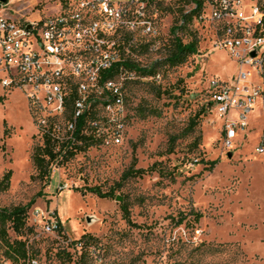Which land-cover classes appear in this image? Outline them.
Here are the masks:
<instances>
[{
    "label": "rangeland",
    "instance_id": "rangeland-1",
    "mask_svg": "<svg viewBox=\"0 0 264 264\" xmlns=\"http://www.w3.org/2000/svg\"><path fill=\"white\" fill-rule=\"evenodd\" d=\"M80 3L6 0L0 2V16L34 21L77 12ZM190 9L183 3H158L154 51L144 47L135 59L140 68H153L154 76L129 72L114 79L123 91L124 112L111 116L113 124L104 126V133L122 122L121 145L109 138L93 143L68 162L54 163L48 180L38 176L34 163L43 140L32 110L24 94L0 84V139L10 130L5 152L0 149V182L12 172L8 190L0 193V209L32 205L28 243L39 264H77L81 248L75 254L71 243L86 233L95 238L98 252L83 264H264V154L255 152L263 104L256 101L248 126L231 148L225 147L226 120L217 115L207 87L216 80L233 89L239 65L216 47L214 27L194 18L189 30L176 36L188 43L194 33L198 55L175 68L164 63L174 23ZM5 75L0 71V82ZM72 81L82 84L83 77ZM210 162L216 163L213 169ZM131 168L145 174L121 182ZM96 187L113 190L115 199L99 200L88 192ZM39 210L51 214L61 230L45 233V220L35 222ZM194 212L203 216L199 223L176 226L180 214ZM0 264L12 263L0 254Z\"/></svg>",
    "mask_w": 264,
    "mask_h": 264
},
{
    "label": "built area",
    "instance_id": "built-area-1",
    "mask_svg": "<svg viewBox=\"0 0 264 264\" xmlns=\"http://www.w3.org/2000/svg\"><path fill=\"white\" fill-rule=\"evenodd\" d=\"M179 2L81 0L75 19H67L61 13L34 21L0 16V71L6 73L1 88L24 94L36 132L44 133V140H50L56 151L62 149V154L77 153L84 146L81 138H94L95 143L117 139V145H121L122 122H117L111 133H104V126L113 124L111 116L121 117L124 112L123 91L114 79L129 73L123 66L136 63L137 50L146 47L149 52L154 51L159 37L154 27L159 14L156 5ZM200 2L202 10L195 19L214 27L216 47L227 50L239 65L233 89L216 80L209 81L207 87L217 115L226 120L224 146L231 148L239 131L248 126V116L258 99L263 104L264 134V0ZM117 66H121L119 75L106 79L105 75ZM71 71H79L82 84L72 81ZM54 75H61L62 85L71 86L73 99L82 108V116L75 122V138L66 139L61 85H55ZM86 88L100 89L103 98L87 97ZM37 99H44L45 107H38ZM231 115L235 118L231 119ZM255 152L264 154V141ZM64 159L60 155L54 163ZM34 218L37 224L39 219L45 220V233L54 234L60 229L51 214L39 210L34 212ZM26 264L36 263L28 259Z\"/></svg>",
    "mask_w": 264,
    "mask_h": 264
},
{
    "label": "trees",
    "instance_id": "trees-1",
    "mask_svg": "<svg viewBox=\"0 0 264 264\" xmlns=\"http://www.w3.org/2000/svg\"><path fill=\"white\" fill-rule=\"evenodd\" d=\"M185 4L186 6L194 5L195 8L189 11V14H184L181 12L179 19H176L172 33L174 39L171 42V46L167 49L165 53L164 63L169 68H175L186 64L191 56L198 55L199 43L197 36L193 33L190 34V41L188 43H183L182 39L179 36H176L178 32H186L189 30L187 27L193 22L194 18L199 16L202 10V3L200 0H181V2L176 4ZM120 67H114L109 73H107L106 79H113L117 77L120 73ZM123 70L126 72H135L138 75L144 76H154L153 68H140L139 66L128 63L123 66ZM0 102L2 99L0 98ZM68 116L67 121L71 120L74 114V108H72V103L68 104ZM205 113V107L200 111L197 118L201 117ZM80 119V118H79ZM10 130L6 129L0 139V149L5 152L4 140L9 136ZM76 137V130L73 135ZM43 140V145L38 147L34 153V163L36 170L38 171V176L41 179L48 180L50 177V167L53 165L55 160L63 155L65 157L63 162H68L70 157L74 156V151H66L65 154L63 150L56 151L54 144L50 140H44V136L41 138ZM79 139V136H78ZM84 141V146L78 148V152L84 151V149L90 147L95 143L93 138H81ZM209 168H214L216 165L215 162H210L207 164ZM145 174L142 170H135L131 168L128 172L124 173L121 182L131 180V178H140ZM12 172H8L5 177L0 182V193L6 192L9 188L10 179ZM88 192L99 200H114L115 196L113 190L110 192H103L100 188H91L88 189ZM32 205L18 207L13 209H0V254H2L7 261H10L12 264H26L28 259L36 260L33 255V249H31L28 243V237L33 234V227L28 224V211ZM123 216L127 220L128 224L130 223V215L128 212L127 206L123 205L121 207ZM192 218L190 221L189 218ZM202 214L197 212L190 213V215L180 214L176 222V226L186 224V226H191L199 223L202 219ZM61 230V228L59 229ZM10 232L14 234V237L11 236ZM96 242L95 238L86 233L79 241L71 243L75 254H77L78 245L81 248L80 256L78 258L77 264H83L87 257H92L98 252V248L92 244ZM218 252V251H216Z\"/></svg>",
    "mask_w": 264,
    "mask_h": 264
},
{
    "label": "bare ground",
    "instance_id": "bare-ground-1",
    "mask_svg": "<svg viewBox=\"0 0 264 264\" xmlns=\"http://www.w3.org/2000/svg\"><path fill=\"white\" fill-rule=\"evenodd\" d=\"M67 19H75V15L74 13H70V14H65ZM79 71H71V77L72 80L75 78V76H79ZM55 78V85H61V92H62V108L64 109L63 111V121L64 124H66V139L68 138H73L74 136V132L76 130L75 126V122L77 121V119L80 118V116H82V108L80 107V105L78 104V102H76L73 99V93H72V88L71 86L67 85H62V77L61 75H54ZM87 92V97H90L91 99H96L99 95L102 97L103 96V92L98 89L95 90L94 88H88L86 89ZM43 103L45 105V100L44 99H37V104ZM72 103V108H74V114L71 120L67 121V116H68V104ZM41 135V137L44 136V133H39ZM262 137L259 143H263L264 141V134L262 131ZM94 139V138H93ZM117 142V141H116ZM256 150V148H255ZM33 263L39 264V262L37 260H32ZM27 263V262H26Z\"/></svg>",
    "mask_w": 264,
    "mask_h": 264
},
{
    "label": "water",
    "instance_id": "water-1",
    "mask_svg": "<svg viewBox=\"0 0 264 264\" xmlns=\"http://www.w3.org/2000/svg\"><path fill=\"white\" fill-rule=\"evenodd\" d=\"M0 2H2V3H6V0H0Z\"/></svg>",
    "mask_w": 264,
    "mask_h": 264
}]
</instances>
